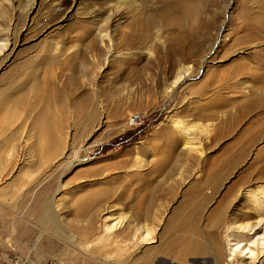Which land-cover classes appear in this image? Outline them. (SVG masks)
I'll list each match as a JSON object with an SVG mask.
<instances>
[{"label": "rangeland", "instance_id": "1", "mask_svg": "<svg viewBox=\"0 0 264 264\" xmlns=\"http://www.w3.org/2000/svg\"><path fill=\"white\" fill-rule=\"evenodd\" d=\"M118 1H0V42L9 27L17 37L0 65V90L25 95L0 127V161L24 121L32 127L51 117L77 141L90 131L84 160L51 195L65 225L86 223L87 214H75L79 195L106 190L96 202L106 199L115 215L157 222L156 247L181 244L193 231L207 246L221 221L258 219L245 193L264 185V81L252 79L264 77V37H254L264 34V0H135L138 9L115 17L114 40L103 42L101 21ZM58 45L69 53L56 55ZM119 49L128 54L115 56ZM184 65L187 77L170 86ZM243 82L255 92H236ZM133 113L140 122L130 120ZM184 124L196 137L191 150ZM15 176L0 181V262L95 264L43 226L39 195L47 180L27 198ZM187 264L215 262L209 253Z\"/></svg>", "mask_w": 264, "mask_h": 264}, {"label": "bare ground", "instance_id": "2", "mask_svg": "<svg viewBox=\"0 0 264 264\" xmlns=\"http://www.w3.org/2000/svg\"><path fill=\"white\" fill-rule=\"evenodd\" d=\"M2 3L4 5L6 2ZM108 7L110 14L102 19V25L98 31V35L100 39H103V42L108 37L110 40H114L110 29V24L114 18L123 10H128V8L138 9V4L135 0H120ZM0 11L2 12V10ZM260 28L258 31L264 29L263 26ZM13 29L11 27L7 28L4 32V36H6L4 40L6 41L5 43L0 42V65L9 59L16 48L17 37ZM252 29H256V27H252ZM254 37L259 39L264 37V34L257 32ZM65 52L68 51L62 52L60 45L56 47V55ZM117 53L114 55L128 54V52H122V50ZM189 69L190 66L179 67L170 86L177 85L187 77ZM257 77H260V79L258 80ZM257 77L252 79L257 82L264 81V77ZM254 88H256L254 85L245 83V85L234 90L247 95V93L255 92ZM5 91L6 89L0 90V127L2 124L7 125L12 122V116H16L17 112L23 107L25 99L24 94L13 97L14 94H7ZM58 122L50 117L43 123H35L32 127L27 125L26 121L17 127L16 133L8 139L9 143H4V145H8V149L0 161V181L7 174L16 173L15 177L19 178L22 183L18 190L25 187L28 198L37 186L47 180L39 195V201H41L42 210L45 213L41 220L42 224L51 233L83 254L85 260L88 259L87 261L95 264H162L156 263L157 258L168 257L175 262L187 264L190 257L198 259L199 256L210 253L215 264H233L234 262L235 264H257L256 262L261 261L264 256V185H260L259 189L249 188L246 193L244 192L249 197L250 207L257 213L258 219L256 218L257 220L254 223L242 222L238 219L241 217L221 221L217 230L207 236L209 243L207 246L199 240L193 231L194 234L189 239H184L181 244L172 245L170 243V246L163 249L156 247L153 244L158 238L157 222H136L129 219L128 216L115 215L111 212L110 206L106 205V199L96 202L97 197L105 194L106 190L89 191L79 195L73 203L76 204L75 214H87L86 223H83L84 220L78 219L82 223H74L72 227L65 225L61 221L62 213L59 212L62 206L60 205L61 201L59 202V198L51 195L55 191L61 192L63 190L64 185L60 180L61 175L77 162L84 160L83 155L86 153L85 147L88 144L86 140L90 131L82 132L80 138L78 137L79 141H77L78 135L70 132L64 123ZM181 136L185 139L184 147L186 149L194 147L196 137H194V133L187 124L181 127ZM200 139L202 138L200 137ZM18 182L19 180H17V186ZM85 187L86 185H81L78 191L84 190ZM27 200L23 199L25 202ZM21 203L24 202L19 201L17 205L19 206ZM18 221L19 219L16 221L17 225ZM223 228H226V235L224 236L221 233ZM19 229L16 231L17 236L20 232ZM140 249L139 253L138 250ZM163 262L165 261L163 260ZM28 264L34 263L30 261Z\"/></svg>", "mask_w": 264, "mask_h": 264}, {"label": "built area", "instance_id": "3", "mask_svg": "<svg viewBox=\"0 0 264 264\" xmlns=\"http://www.w3.org/2000/svg\"><path fill=\"white\" fill-rule=\"evenodd\" d=\"M130 120L135 124L141 121V115L139 113H133ZM0 264H11L9 262H0Z\"/></svg>", "mask_w": 264, "mask_h": 264}]
</instances>
